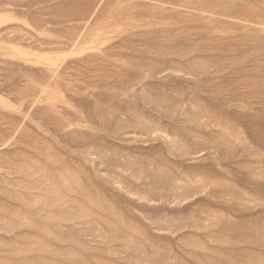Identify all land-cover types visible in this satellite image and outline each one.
<instances>
[{"label": "rangeland", "instance_id": "1", "mask_svg": "<svg viewBox=\"0 0 264 264\" xmlns=\"http://www.w3.org/2000/svg\"><path fill=\"white\" fill-rule=\"evenodd\" d=\"M0 264H264V0H0Z\"/></svg>", "mask_w": 264, "mask_h": 264}]
</instances>
